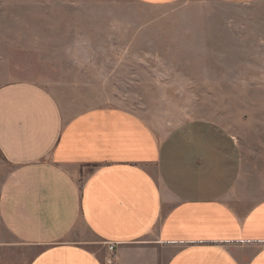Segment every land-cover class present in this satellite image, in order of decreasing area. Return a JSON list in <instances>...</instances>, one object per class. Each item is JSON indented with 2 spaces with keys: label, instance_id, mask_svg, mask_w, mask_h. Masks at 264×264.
Wrapping results in <instances>:
<instances>
[{
  "label": "rangeland",
  "instance_id": "1",
  "mask_svg": "<svg viewBox=\"0 0 264 264\" xmlns=\"http://www.w3.org/2000/svg\"><path fill=\"white\" fill-rule=\"evenodd\" d=\"M15 82L44 87L67 118L135 113L175 133L164 154L175 140L182 180L184 161H205L201 194L264 201V0H0V86Z\"/></svg>",
  "mask_w": 264,
  "mask_h": 264
},
{
  "label": "crops",
  "instance_id": "2",
  "mask_svg": "<svg viewBox=\"0 0 264 264\" xmlns=\"http://www.w3.org/2000/svg\"><path fill=\"white\" fill-rule=\"evenodd\" d=\"M173 138L122 108L67 118L40 85L0 86V264H264V201L201 194L206 163L184 161L182 180Z\"/></svg>",
  "mask_w": 264,
  "mask_h": 264
},
{
  "label": "built area",
  "instance_id": "3",
  "mask_svg": "<svg viewBox=\"0 0 264 264\" xmlns=\"http://www.w3.org/2000/svg\"><path fill=\"white\" fill-rule=\"evenodd\" d=\"M108 246H109V251L113 252L115 250L116 244L110 243L108 244Z\"/></svg>",
  "mask_w": 264,
  "mask_h": 264
}]
</instances>
